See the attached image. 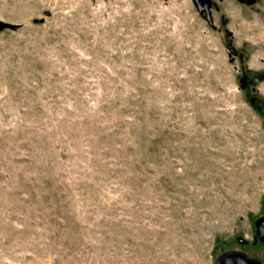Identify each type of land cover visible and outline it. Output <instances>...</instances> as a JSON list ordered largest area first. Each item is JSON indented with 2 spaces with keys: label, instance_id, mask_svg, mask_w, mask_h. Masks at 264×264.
I'll use <instances>...</instances> for the list:
<instances>
[{
  "label": "rangeland",
  "instance_id": "1",
  "mask_svg": "<svg viewBox=\"0 0 264 264\" xmlns=\"http://www.w3.org/2000/svg\"><path fill=\"white\" fill-rule=\"evenodd\" d=\"M210 6L0 0V264L261 261L264 0Z\"/></svg>",
  "mask_w": 264,
  "mask_h": 264
},
{
  "label": "water",
  "instance_id": "2",
  "mask_svg": "<svg viewBox=\"0 0 264 264\" xmlns=\"http://www.w3.org/2000/svg\"><path fill=\"white\" fill-rule=\"evenodd\" d=\"M194 6L197 8L198 12L202 14L203 19L208 22L210 26H214L212 15H211V6H209L208 1L204 0H192ZM5 27L14 28V24L9 22L0 21V30ZM214 264H262L258 260L250 259L239 253H227L219 257Z\"/></svg>",
  "mask_w": 264,
  "mask_h": 264
},
{
  "label": "flooded vegetation",
  "instance_id": "3",
  "mask_svg": "<svg viewBox=\"0 0 264 264\" xmlns=\"http://www.w3.org/2000/svg\"><path fill=\"white\" fill-rule=\"evenodd\" d=\"M205 1V0H204ZM209 2V6H210V3H211V0H206ZM255 227H256V234H257V238L260 242V245L261 248L263 250H261V261H259L260 263L264 264V214H262L260 217H258L255 221Z\"/></svg>",
  "mask_w": 264,
  "mask_h": 264
},
{
  "label": "trees",
  "instance_id": "4",
  "mask_svg": "<svg viewBox=\"0 0 264 264\" xmlns=\"http://www.w3.org/2000/svg\"><path fill=\"white\" fill-rule=\"evenodd\" d=\"M237 240H238V242H239V243H241V242L243 241V239H242V238H241V239H240V238H238ZM220 257H221V256H220ZM218 258H219V257H218ZM218 258H217V259H218Z\"/></svg>",
  "mask_w": 264,
  "mask_h": 264
}]
</instances>
